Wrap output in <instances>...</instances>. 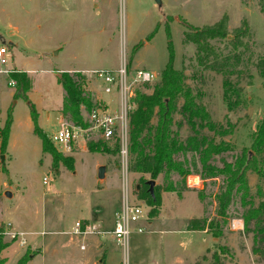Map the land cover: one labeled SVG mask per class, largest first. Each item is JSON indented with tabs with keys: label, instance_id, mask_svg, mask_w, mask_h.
Returning <instances> with one entry per match:
<instances>
[{
	"label": "rangeland",
	"instance_id": "rangeland-1",
	"mask_svg": "<svg viewBox=\"0 0 264 264\" xmlns=\"http://www.w3.org/2000/svg\"><path fill=\"white\" fill-rule=\"evenodd\" d=\"M262 6L264 0H160V3L155 0H0V47H6L8 53L6 64H0V126H3L7 109L12 110L13 117L6 149L0 148V222L9 221L22 231L47 232L43 236H29L33 241L28 247L2 240L9 244L0 253V258L5 260L3 264H15L27 248L31 253L37 252L27 264H95L103 252L105 262L102 264H175L173 257L168 258V246L173 240L163 231L169 227L165 219L167 211L155 218L162 211L160 206L157 215L148 216L151 207L136 195L140 175L128 169L129 198L142 203L147 216L132 224L124 249L110 234L115 212L124 200L120 156L90 151L89 141H101L91 135L72 153L54 147L61 157L73 159L70 167L62 162L55 164L51 155L42 151L41 140L33 132L30 102L38 113L37 123L48 138L64 120L60 112L64 91L57 79L60 72L80 73L94 106L105 104L104 99L110 110L119 111L117 88L104 92V82L88 73V69L107 68L116 73L125 63L129 79L138 69L154 72L157 74L154 82L135 86V90L150 93L172 49L174 68L184 70L187 84L199 90L200 101L213 120L229 130L225 136H216L217 141L225 140L231 146L214 158L213 163L222 167L232 162L233 155L242 148L250 147L253 133L264 115V76L249 63L251 58H264ZM223 17L227 18L229 36L216 46L224 53L232 51L229 40L236 29L247 30L239 37L243 46L234 51L243 53L242 62L226 74L199 64L196 46L183 39L184 21L202 28ZM9 68L17 73L25 72L31 79V90L26 93L28 100L20 91L14 97L18 82L12 77L16 85H8L13 73ZM4 69L11 72L4 73ZM224 78L230 79L240 90L238 105L232 110L223 98ZM235 99L236 96H232L230 101ZM129 104L128 114L135 107L132 100ZM86 112L82 108L83 116ZM181 134L184 137L187 129L183 128ZM101 142L108 147L113 144L112 141ZM96 160L106 165L107 174L103 179L95 172ZM261 165L259 174L247 173L255 203L264 197V193L257 192L264 183V158ZM215 180V183L203 181L204 189L194 193L195 198H199V192L203 197L199 211L208 220L215 216L213 201L220 179ZM162 182L160 176L155 184ZM7 191L11 197L5 195ZM187 192L184 191L185 196L190 194ZM166 193L168 191H161V205ZM193 202L189 198L177 209L195 211L197 207ZM239 214L240 211L235 213ZM231 220L224 225L223 236L217 241L227 248L225 253L217 249L221 264H264L252 251V235H245L243 230L232 234ZM76 221L82 225L92 223L101 233L70 235L68 231ZM137 227H142L143 232L137 233ZM195 241L201 245L207 243L199 234L195 235ZM215 250L216 246L203 253L198 258L199 264H213Z\"/></svg>",
	"mask_w": 264,
	"mask_h": 264
},
{
	"label": "trees",
	"instance_id": "trees-1",
	"mask_svg": "<svg viewBox=\"0 0 264 264\" xmlns=\"http://www.w3.org/2000/svg\"><path fill=\"white\" fill-rule=\"evenodd\" d=\"M261 11L264 13L263 6ZM183 24L186 27L184 42L196 46L199 64L213 67L225 74L229 73L232 67L240 65L243 53L234 51L243 46L239 37L247 30L241 32L236 29L229 40L232 51L224 53L216 43L228 40L226 17L202 28L194 27L185 21ZM249 63L264 76L262 56L249 59ZM11 77L18 82V90L14 97L20 91L28 100L26 93L32 87L31 79L25 72L17 71H13ZM57 79L64 91V100L60 108L62 117L74 124L84 125L82 108L89 111L94 105L91 94L84 88L83 76L80 73L60 72ZM186 79L187 75L183 69L174 68L173 51L170 49L168 62L161 70L159 81L153 85L152 91L146 93L137 89L131 99L135 107L128 114V169L140 175L136 195L151 207L148 216H155L161 206V191L174 192L182 198L184 191L188 189L186 183L188 175L198 174L203 181L210 180L212 183L219 178L220 183L214 194L216 205L214 218L211 220L204 216L194 218L189 228L202 230L207 227L216 240L214 243L216 252L212 255L213 264H221L219 253H225L227 248L217 244V241L223 236L224 225L233 218H240L243 221V233L252 235L253 253L259 262L264 263V200L254 202L247 178L248 171L261 172V161L264 158V115L253 133L250 147L242 148L239 153L233 155L232 162L219 167L213 163L215 156L230 150L231 146L225 140L217 141L216 136H225L229 130L213 120L209 110L200 101L199 90L188 85ZM239 92L237 85L224 78L223 98L227 100L230 110L238 105ZM232 96H236L234 101H230ZM30 117L33 132L41 140L42 151L50 154L55 164L62 162L69 167L72 166L73 159L63 158L57 154L47 135L39 127L38 113L32 102ZM12 120V110L9 109L0 128V148L4 151ZM183 128L187 129L184 137L181 134ZM88 149L119 155L117 141L108 147L104 142L91 140L88 142ZM160 176L163 182L154 185L152 195L147 181H156ZM198 195L200 199L203 198L200 192ZM238 211L240 214L235 215ZM8 246L9 244L0 240V253ZM36 254L37 252L31 253L27 248L15 264H27ZM4 261L0 258V264Z\"/></svg>",
	"mask_w": 264,
	"mask_h": 264
},
{
	"label": "built area",
	"instance_id": "built-area-1",
	"mask_svg": "<svg viewBox=\"0 0 264 264\" xmlns=\"http://www.w3.org/2000/svg\"><path fill=\"white\" fill-rule=\"evenodd\" d=\"M7 48L0 47V64L7 62ZM10 70L4 69V73H10ZM90 74L96 79L104 82V92L110 93L113 88H117L120 101V110H110L104 105L93 106L86 112L84 125L74 124L67 120H62L58 129L48 135L50 143L54 147H61L63 152L72 153L75 147L85 141L91 135L98 136L101 141H117L119 143V156L121 159V170L124 184V200L115 212L113 228L110 234L115 238L116 242L122 248H127L128 240L131 234V226L133 223L139 222L147 216V211L142 203L133 202L129 198L130 189H128L127 172H128V111L131 108L129 102L135 95L136 84H150L157 79V74L144 69H138L133 77L128 78L126 64L123 63L117 70L95 69ZM8 85L15 86L14 79H10ZM46 178L43 183L45 184ZM137 233H142L143 228L137 227ZM45 231H22L16 229L9 221L0 222V240H6L17 244L20 247L29 245V236L45 235ZM70 235L76 234L81 236L87 233L100 234L101 231L95 229L92 223L82 225L80 221H76L72 228L68 231ZM81 248H84L81 245Z\"/></svg>",
	"mask_w": 264,
	"mask_h": 264
},
{
	"label": "crops",
	"instance_id": "crops-1",
	"mask_svg": "<svg viewBox=\"0 0 264 264\" xmlns=\"http://www.w3.org/2000/svg\"><path fill=\"white\" fill-rule=\"evenodd\" d=\"M9 69H13V68H9ZM72 69H68V70L72 72L73 71ZM101 69H107V68H101ZM88 70H89L88 71L89 73L91 70H95V69H88ZM12 71H17V70L13 69ZM10 79H13L11 75H10ZM96 97L99 99V96H96ZM103 101L105 102V104L103 105L109 108L108 102L104 99ZM7 113H8V109H7ZM0 124H1V121H0ZM0 128H2V126H0ZM102 165L106 167L105 164L100 163L98 160H96L95 166H94L95 172H97L98 167ZM105 173L107 174V171H105ZM106 174H105V177H106ZM145 177H148V176L145 175ZM186 183L188 186L187 191L190 192V194H186L185 196V193H184V197L181 199H178L175 196V194L171 192L164 194L162 196V205H161L162 211H160L159 215L156 216L155 218H158L163 212L167 211V215L165 219L169 227L167 230H163V231L165 232L167 231L171 235V240H173V242H170L171 244H169L168 246L169 247L168 258L173 257L175 264H199L198 258L201 255H203V253H208L209 251H211L212 247L213 248L215 247L214 243L216 240L212 236L211 232L208 231L206 226L202 230H193L189 228V224L192 219L204 216V213L202 214V212L199 211V205L200 203L202 204L203 199H200V197L195 198L196 196L194 195L196 190L201 191L204 189V184H203V180L198 174L188 175L186 178ZM260 186L261 188L258 187L259 189L257 192H259L260 194L261 193L263 194L264 193V183L260 184ZM137 187L138 185L136 186V188ZM189 198H191L194 201L193 203L197 207L195 211L188 213V211H184V210L180 211L179 209H177L180 206L182 207V204H186ZM262 200H264V197H262ZM213 203H214L213 210H215V200L213 201ZM186 209L188 210V208ZM214 214L215 213L213 211V215ZM85 218L87 219L89 217L85 216ZM230 226L232 229V234L234 235L239 234L240 231L243 230V221L240 218H233L231 220ZM196 234H199V238H202V240L206 241L207 243L205 245L204 244L201 245L199 242L196 243L195 241ZM29 241H30L29 243H31L33 240H29ZM208 241L211 242V245H209ZM196 250H198L197 253H196ZM101 254L102 255L100 259H97L95 264H102L105 262L104 261L105 252Z\"/></svg>",
	"mask_w": 264,
	"mask_h": 264
},
{
	"label": "water",
	"instance_id": "water-1",
	"mask_svg": "<svg viewBox=\"0 0 264 264\" xmlns=\"http://www.w3.org/2000/svg\"><path fill=\"white\" fill-rule=\"evenodd\" d=\"M157 3H160V0H155ZM106 171V167L105 166H99L98 170H97V176L99 179H103L104 178V174ZM147 183L149 184V191L150 193L153 195L154 194V185H155V181L154 180H148ZM138 188V187H137ZM5 195L7 197H11V193L10 192H5Z\"/></svg>",
	"mask_w": 264,
	"mask_h": 264
}]
</instances>
